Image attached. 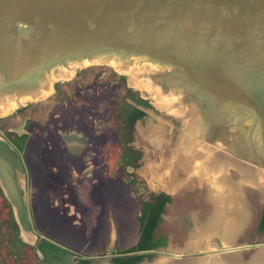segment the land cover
Listing matches in <instances>:
<instances>
[{"label": "water", "instance_id": "water-1", "mask_svg": "<svg viewBox=\"0 0 264 264\" xmlns=\"http://www.w3.org/2000/svg\"><path fill=\"white\" fill-rule=\"evenodd\" d=\"M114 58L156 67L151 83L197 109L199 140L216 146L221 141L235 161L264 168V0H0V96L31 95L63 67ZM86 68L77 69L73 79ZM118 74L131 97L121 110L123 136L133 137L146 117L169 125L161 114L182 126L168 147L169 159L151 162L164 171L139 172L145 166L137 169L139 160L146 159L138 151L127 158L131 172L148 176L160 189H152L150 201L137 210V220L147 222L142 238L103 258L120 257L122 264H221L220 257L231 253L250 264L255 254L264 256V189L243 187L247 220L238 233L207 229L214 210L210 188L194 172H174L171 165L185 122L158 109L147 92ZM67 82L55 81L52 95ZM229 173L238 178L234 169ZM1 177L23 232L34 231L29 203L17 201Z\"/></svg>", "mask_w": 264, "mask_h": 264}, {"label": "flooded vegetation", "instance_id": "flooded-vegetation-1", "mask_svg": "<svg viewBox=\"0 0 264 264\" xmlns=\"http://www.w3.org/2000/svg\"><path fill=\"white\" fill-rule=\"evenodd\" d=\"M105 75H96L98 90L78 81L71 94L60 91L68 82L59 85L51 97L40 101L59 97L44 119L42 109L35 107L40 102L29 105L34 110L28 106L0 118V264H122L120 257L103 258L119 249L115 231L108 232L101 248L92 246L101 231L90 232L91 227L95 230L103 218L115 222L112 211H105L104 179L111 178L110 167L116 180L124 169L122 180L131 196L143 195L146 186L126 163L128 157L138 155L128 147L133 144L131 137L123 136L122 124H112L122 106L108 117L102 112L100 90H113L122 83L115 78L102 80ZM89 101L94 105L89 106ZM95 108L101 115L73 114ZM112 131L119 133L116 139L110 136ZM1 174L16 200L29 203L34 231L23 232ZM117 185L121 186L120 179ZM113 192L118 199L120 191ZM38 221L45 227L40 228Z\"/></svg>", "mask_w": 264, "mask_h": 264}, {"label": "bare ground", "instance_id": "bare-ground-1", "mask_svg": "<svg viewBox=\"0 0 264 264\" xmlns=\"http://www.w3.org/2000/svg\"><path fill=\"white\" fill-rule=\"evenodd\" d=\"M132 63L124 65L119 59L114 58L97 59L63 67L58 74H51L46 82L31 95L5 94L0 96V114L5 117L27 102L36 103L46 100L54 91L52 86L55 81L73 79L79 68L109 65L118 73L127 75L131 86L147 92L158 109L177 116L185 122L178 141L172 149L175 162L172 160L171 165L174 166V172L179 169L187 174L194 172L197 178L210 188L214 210L206 224L207 229H222L226 236L238 233L247 220L243 187L253 185L264 189V168L235 161L234 156L221 148L223 147L221 141L216 146L199 140L195 136L198 132L197 123L199 121L195 106L193 104L183 105L181 95L165 94L155 87L151 83V77L158 71L156 67L141 63L139 60ZM231 168L237 172L238 178L231 177L229 173ZM164 169L157 168L155 165L152 168V163L149 162L139 169V172L151 175L154 170L164 171ZM237 256L238 254L230 253L220 257L221 264H240ZM250 264H264V256L260 253L255 254Z\"/></svg>", "mask_w": 264, "mask_h": 264}, {"label": "rangeland", "instance_id": "rangeland-1", "mask_svg": "<svg viewBox=\"0 0 264 264\" xmlns=\"http://www.w3.org/2000/svg\"><path fill=\"white\" fill-rule=\"evenodd\" d=\"M100 72H106V75L105 77L102 78V80L115 78L116 80H118L119 83L121 82V79L119 78L120 75L117 72H115L111 67L89 66V68H86L80 71L77 77L73 81L68 82L65 86L67 88H64L63 90H61L60 86H58L57 89H60V91L62 92L69 91V93L72 94L73 85L79 81L85 86V88L87 87V88H93L94 90H98L99 87H98V84H96V81L99 79H98V76L96 75ZM93 76H95V78ZM116 88L117 90H115ZM126 89H127V86L123 83H120V86L115 87L113 90L110 88L100 90V96H101L100 102L101 104L104 103V105L102 106V112L106 113V117L110 116V114H112L111 113L112 111L113 112L114 110L116 111L118 106H123L124 102L126 101L125 97L128 98ZM58 99L59 97L50 98L49 100L45 102H40L38 106H35L36 108L42 109L43 119H44V115H46V112L49 110V107H51L53 103H56ZM88 105L92 106L94 104L89 101ZM31 109L34 110L33 106L31 107ZM60 111H62V109H60ZM99 111L96 108L94 111L84 109L80 112H73V114L74 115L79 114L80 117L82 118L90 114L96 115L97 113H100L101 115L102 112L100 109ZM33 113L34 112H32L31 115H33ZM50 113L51 112H49V114ZM160 116L164 117V119L160 118L161 121H168L169 125L159 124L156 121L155 117H150V118L146 117L144 120L139 121L132 131L133 137H131V139L132 141L135 142V145L132 144L131 146H128L129 149L131 151H133L134 149L140 152V154H142V158L147 160V162L145 161L144 163L143 161L139 160V165L137 169L144 166L145 163H149V162H152V163L160 162L162 164V161H163V164H164L165 162L164 159L167 160L170 157L169 156L170 150L168 149V147L169 146L171 147L174 145L175 143L174 141L176 138L175 135L178 134L179 132L178 128L182 126V123L164 114H161ZM97 117H101V116H97ZM120 119H121V113L114 115L112 124L115 126L121 125ZM160 130H162V133L160 132ZM112 134H110V136H114V139H116L119 133H115L112 131ZM156 138H159V141H160L159 146L153 145V140ZM122 146L124 147V145ZM160 154H164V155H160ZM114 157L118 158L119 156L115 155ZM116 161L118 162L117 159ZM120 161L121 160L119 159V163ZM106 168L107 169L109 168L108 165L106 166ZM123 171L124 169H121V172L116 174V177H117V180H116L112 176L114 170L113 168L110 167L111 178L106 176V178L104 179L105 190H103L104 191V194H103L104 202L103 203L106 205L105 211L106 210L112 211L110 212V214L112 215L113 220L115 222L111 223L108 218L107 219L103 218L99 222V224L94 225L95 230L93 227H91L90 232L97 231L98 228L101 231L100 236L94 238V241H93L94 244L92 245V246H95L94 248H101L103 246L104 241L108 240L107 238L108 232H111L112 234L113 231H115L116 236H118V243H119L118 248L119 246L120 247L127 246L126 248L128 247L132 248L133 245L136 244L142 238V233H144L143 229H144V226L146 227L147 222H145L144 220H137V210L142 209L140 208V205L142 204L141 202L146 197L150 198L152 196V192H151L152 189L153 190L160 189V186L158 188L153 187L152 180H150L148 176H145V178H142L143 179L142 183L145 184L146 186L144 188L143 195H137L133 197L130 195L129 188L124 184L122 180V176L124 174ZM119 179H120V184H121L120 187L117 185V183H119ZM113 189L120 191V197H116L118 198L116 200L114 198L116 195H114ZM0 219H2L1 214H0ZM37 225L40 228L45 227V224L39 221ZM149 227L147 229H149ZM91 239L93 240V235H91ZM119 249H117V251H119ZM152 258L153 256L148 257V259L150 260ZM101 263H103V260L101 261Z\"/></svg>", "mask_w": 264, "mask_h": 264}, {"label": "trees", "instance_id": "trees-1", "mask_svg": "<svg viewBox=\"0 0 264 264\" xmlns=\"http://www.w3.org/2000/svg\"><path fill=\"white\" fill-rule=\"evenodd\" d=\"M164 200H165V197H162L159 201H164ZM144 204H145V206H149V205H152L153 203L146 202Z\"/></svg>", "mask_w": 264, "mask_h": 264}]
</instances>
